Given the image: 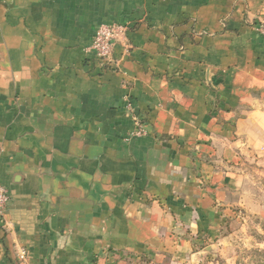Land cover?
I'll return each mask as SVG.
<instances>
[{"label": "crops", "instance_id": "obj_1", "mask_svg": "<svg viewBox=\"0 0 264 264\" xmlns=\"http://www.w3.org/2000/svg\"><path fill=\"white\" fill-rule=\"evenodd\" d=\"M104 24L128 28L115 71L87 51ZM259 150L264 0H0V264H195L262 210Z\"/></svg>", "mask_w": 264, "mask_h": 264}, {"label": "rangeland", "instance_id": "obj_2", "mask_svg": "<svg viewBox=\"0 0 264 264\" xmlns=\"http://www.w3.org/2000/svg\"><path fill=\"white\" fill-rule=\"evenodd\" d=\"M264 152L244 156L242 171L244 190L262 210L232 207L223 217L222 237L210 246L204 243L201 247L211 248L203 252L195 264H258L264 262ZM226 221V222H225ZM119 257L115 264H156L146 255Z\"/></svg>", "mask_w": 264, "mask_h": 264}, {"label": "built area", "instance_id": "obj_3", "mask_svg": "<svg viewBox=\"0 0 264 264\" xmlns=\"http://www.w3.org/2000/svg\"><path fill=\"white\" fill-rule=\"evenodd\" d=\"M128 28L118 24H104L95 30L90 46L87 51L90 52L94 59L103 67L116 70L118 58L115 54L117 45L125 49L124 55L130 48L127 38ZM125 109L132 121L133 131L131 136L143 137L146 134L145 123L143 119L133 111L131 101L127 102ZM9 202V195L5 187L0 184V223L4 219L6 207ZM24 251L19 254L20 259L24 258Z\"/></svg>", "mask_w": 264, "mask_h": 264}, {"label": "trees", "instance_id": "obj_4", "mask_svg": "<svg viewBox=\"0 0 264 264\" xmlns=\"http://www.w3.org/2000/svg\"><path fill=\"white\" fill-rule=\"evenodd\" d=\"M258 264H264V262L262 261V263L259 262Z\"/></svg>", "mask_w": 264, "mask_h": 264}, {"label": "water", "instance_id": "obj_5", "mask_svg": "<svg viewBox=\"0 0 264 264\" xmlns=\"http://www.w3.org/2000/svg\"><path fill=\"white\" fill-rule=\"evenodd\" d=\"M207 251V250H206Z\"/></svg>", "mask_w": 264, "mask_h": 264}]
</instances>
